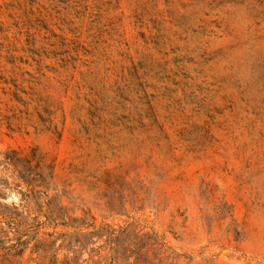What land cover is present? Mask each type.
Wrapping results in <instances>:
<instances>
[{
    "label": "rangeland",
    "instance_id": "obj_1",
    "mask_svg": "<svg viewBox=\"0 0 264 264\" xmlns=\"http://www.w3.org/2000/svg\"><path fill=\"white\" fill-rule=\"evenodd\" d=\"M6 155L0 264H264V0H0Z\"/></svg>",
    "mask_w": 264,
    "mask_h": 264
},
{
    "label": "trees",
    "instance_id": "obj_2",
    "mask_svg": "<svg viewBox=\"0 0 264 264\" xmlns=\"http://www.w3.org/2000/svg\"><path fill=\"white\" fill-rule=\"evenodd\" d=\"M0 163H4L6 166V169L8 170L10 168V175L12 177L16 176L17 179H22L23 180V175L21 172H18V174H15L16 171V167H17V163L18 160L14 159L13 156H5L3 161H0ZM4 187L5 189L9 188V181L8 179H5L4 182ZM13 206V205H12ZM0 215H1V222L6 223L7 225H9L10 227H14V224L16 223V220L18 219L14 214H12L11 212H9L8 206L7 205H0ZM14 208V207H13ZM3 241L0 239V243H2ZM0 249H4L5 253L7 254L9 251H18V246L17 244H13L10 246H5L4 244H0Z\"/></svg>",
    "mask_w": 264,
    "mask_h": 264
}]
</instances>
